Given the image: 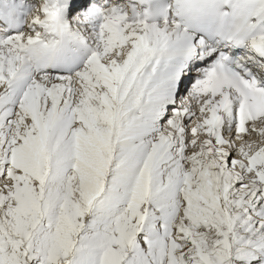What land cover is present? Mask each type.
<instances>
[{"label":"snow or ice","instance_id":"snow-or-ice-1","mask_svg":"<svg viewBox=\"0 0 264 264\" xmlns=\"http://www.w3.org/2000/svg\"><path fill=\"white\" fill-rule=\"evenodd\" d=\"M0 264H264V0H0Z\"/></svg>","mask_w":264,"mask_h":264}]
</instances>
